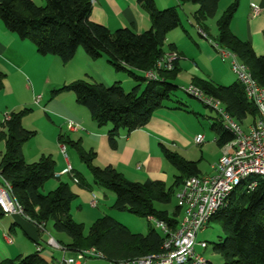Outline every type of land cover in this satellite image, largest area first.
I'll return each mask as SVG.
<instances>
[{"label":"trees","instance_id":"obj_1","mask_svg":"<svg viewBox=\"0 0 264 264\" xmlns=\"http://www.w3.org/2000/svg\"><path fill=\"white\" fill-rule=\"evenodd\" d=\"M41 1L43 5H37L33 0H0V22L20 40L33 44L42 57H57L66 65L82 49L89 60L105 58L116 72H128L134 82L128 93L120 83L105 86L94 80H77L63 88L74 95L76 103L88 112L98 127L111 126L108 131L111 149L116 148L120 130L130 133L142 128L165 101L182 90L175 84L178 61L172 71H157L155 79L143 75L155 69L156 63L165 55L163 47L167 35L181 26L176 8L160 10L154 0H136L151 22L149 30L136 34L127 28L111 32L105 26L93 23L90 20L91 0ZM189 2L198 6L193 19L206 36L204 23L215 17L220 0ZM236 9L237 2L217 20L218 35L214 43L245 65L264 89V56H257L249 43L236 38L229 29ZM4 80L5 76L0 73V91ZM191 85L204 96L219 101L239 125L249 117L254 122L257 110L246 99L238 82L229 86L213 82ZM27 111L10 113L8 120L0 121V142H4L0 178L8 185L10 198L20 206V215L38 228L50 222L54 232L65 234L71 240L68 249L81 252L94 248L109 264L159 254L166 236L153 228L145 235L135 234L110 215L97 219L87 230L83 224L76 223L71 216L75 195L68 183L59 181L55 189L43 194L44 185L56 179L55 162L46 156L34 163L25 161L23 146L34 137V132L26 130L22 124ZM216 133L221 145L233 138L221 126ZM58 140L63 145L74 146L93 183L114 194L112 209L115 212L164 222L170 231L177 229L180 216L177 205L169 214L156 208L155 204H170L171 196L184 180L199 175L195 162L163 148L164 157L178 173L172 185L167 187L162 181L137 183L128 181L111 166H96V153L85 151L79 142L64 140L62 136ZM74 178L80 187L87 186L79 173L73 174L72 181ZM243 186L241 184L231 192L210 221L216 222L221 231L212 244V253L219 256L223 264H264V179L258 180L253 190ZM5 216L0 207V220ZM0 264H43V261L37 252ZM205 264L212 263L205 259Z\"/></svg>","mask_w":264,"mask_h":264},{"label":"crops","instance_id":"obj_2","mask_svg":"<svg viewBox=\"0 0 264 264\" xmlns=\"http://www.w3.org/2000/svg\"><path fill=\"white\" fill-rule=\"evenodd\" d=\"M154 2L160 10L173 7L176 10H181L183 13L185 12V14L187 12L188 15L186 24L181 22L179 28L167 35L163 47L165 54H169L171 50H174L179 55L180 59L176 66L179 72L175 80V84L179 88L200 82H213L223 86L237 83V79L230 67V60L220 59L215 49L214 40H216L218 34L212 40L208 36V20L204 23L206 36L205 34L204 36L201 35L200 39L193 37L192 30L200 32L199 26L195 24L193 19V14L198 9L197 5L191 4L189 0H154ZM235 2H237V9L230 22L229 29L231 33L239 40L249 43L257 56H264V0H220L217 10L219 12V18ZM91 4L90 20L93 23L105 26L111 32L127 28L136 34H140L149 30L151 27L148 14L137 4L136 0H91ZM252 6L258 10V13L255 15L253 14ZM183 41H186L187 46L195 50L189 52L187 49L180 47L179 44ZM41 58H44L45 62H40L42 61L39 60ZM200 58L205 63H202ZM33 61L39 65L42 63H50L52 67L57 69H61L62 67L64 69L63 71L66 72L70 70L73 74V81L94 80L105 86L120 83L122 86L123 84L127 86V88H131L134 84L128 72L122 71L126 76L119 74V72H116L107 63L105 58H100L96 61L89 60L82 49H79L75 58L66 65L61 64V61L57 57H42L37 54L33 44L20 40L16 35L7 31L5 26L0 22V73L7 74L9 77L7 79V76H5L4 87L0 91L1 105V102L6 104L2 100V97L5 96L7 98L6 95L10 93H14L19 97V90L15 89L10 80V75L17 73L22 75L23 72L26 70L29 71V69L31 71L29 65ZM226 64L229 65V68ZM184 75H187L188 78L185 83H182L180 78ZM83 76L88 79H82L84 78ZM5 87L9 89V92H4V95L2 93ZM38 96L41 97V100L36 104L35 99ZM13 101L16 102L13 103L10 113L16 112L18 109L23 110V103H20L23 101L22 98ZM42 102V96L33 93L32 104L42 109ZM67 107H61L60 113L55 115L59 119V127H57L60 132L59 136H62L67 141L75 142L76 140L83 144L88 151L93 150L96 152L97 157L95 160L96 166H111L131 182L144 183L146 181H162L165 183L169 176L168 170L170 171L172 169H174V173L176 174L174 177L178 175L175 168L164 157L163 148L177 153L187 161L195 162L199 170V175L212 174L213 166L221 157L222 145L216 133V129L220 127L217 118L201 116L197 113L199 111H191L198 123V117L212 120L208 124L211 128V135L208 138L207 133L200 132L197 125L193 130H190V122L188 124L180 115V113L187 109L183 104H179V107H172L171 104H166L151 116V119L145 126L133 132L127 133L125 130H120L115 149H111L108 142L110 125L98 127L92 121L88 112L77 103H69ZM7 108L6 106L5 109L8 110ZM69 121L78 125L79 128L69 130L67 126ZM203 123L206 122L203 120ZM63 131L70 136H67ZM199 135L204 137V142L200 145L195 143V139ZM206 141L208 144L215 145L217 148L214 151L210 150L209 157L213 158V163L203 166L201 165V161L207 152L197 154L193 153V151L194 147L202 146ZM59 145L61 149L63 147L65 148L63 144L59 143ZM23 155L25 161L29 163L24 148ZM199 155L200 158L198 160L192 157L195 156L194 158H196ZM67 169H70V172L61 175ZM55 170L56 180H60L65 176L72 179L73 174L76 172L67 160H64L63 167L55 165ZM84 178L87 183L86 187H80L76 184L77 187L71 188L75 195V199L71 204V216L73 212L78 215L81 214L85 205L90 206L92 195L95 196L97 201V205L93 209H97L98 200H101L102 197H107V194L103 191L104 189L93 183L91 175L89 179ZM45 185L42 190L43 194L48 190L56 188L58 184L56 183L53 187L52 185H49V187ZM1 187H3V183L0 178ZM111 211H113L112 206L109 208V211H102L94 219H99L105 215L113 216ZM113 217L116 220L120 218L119 216ZM147 220L154 222L150 218ZM48 224L51 223H46L42 229L38 228L20 214L6 215L1 219L0 263L37 253V247H39L40 251H38V254L43 264H57L61 260L70 258L80 264H109L104 259L83 258L79 252L68 249L67 245L70 244L71 240L65 234L54 232L52 224L50 226L51 230H49ZM49 238L56 240L60 244L61 249L56 250L48 246L47 241ZM205 250L196 247V252L202 257Z\"/></svg>","mask_w":264,"mask_h":264},{"label":"built area","instance_id":"obj_3","mask_svg":"<svg viewBox=\"0 0 264 264\" xmlns=\"http://www.w3.org/2000/svg\"><path fill=\"white\" fill-rule=\"evenodd\" d=\"M253 14L258 10L252 6ZM204 36L203 33H201ZM222 60L229 59L230 67L237 82L243 88L246 99L252 103L257 115L254 122L243 129L225 111L223 105L211 98L204 96L197 88L190 85L182 90L194 96L207 108L215 111L216 118L224 131L232 135V140L221 148V157L213 166L210 175L191 176L184 180L175 192L176 205L180 210L178 226L175 231H170L164 222L154 221L156 227L165 235V240L159 254L145 256L138 260L121 262L119 264H205V259L196 252V247L207 249L206 242H198V233L204 231L213 216L224 205L227 197L239 185L244 184L247 190H253L258 180L264 179V89L253 79L248 68L243 65L230 52L220 49L215 45ZM179 55L175 52L165 54L155 66V69L144 73L147 79H155L157 71H172L179 61ZM41 97L35 99L38 104ZM9 114L3 116L8 120ZM69 130H76L78 125L68 122ZM204 137L199 135L195 139L196 144H202ZM64 150V147L62 148ZM70 169L61 173L67 174ZM73 182L77 184L74 178ZM0 188V207L5 215L21 214L20 206L9 195V187L6 183ZM97 201L92 195L90 206L95 208ZM43 228V227H39ZM47 245L60 250L61 247L49 238ZM40 248L37 247V252ZM81 257L103 259V256L94 248L79 252ZM57 264H80L74 259H64Z\"/></svg>","mask_w":264,"mask_h":264},{"label":"rangeland","instance_id":"obj_4","mask_svg":"<svg viewBox=\"0 0 264 264\" xmlns=\"http://www.w3.org/2000/svg\"><path fill=\"white\" fill-rule=\"evenodd\" d=\"M37 5H43V1L41 0H33ZM179 12V17L181 19V22L186 24L187 19V12L183 13L181 10L177 9ZM219 18V12L215 15L214 18L208 20V28H209V38L212 40L216 37L218 34L216 24L217 19ZM201 31L192 30L193 37L200 39L201 37ZM186 41L181 42L180 47H183V49H187L189 52H193V48H190L185 43ZM198 52V50H197ZM221 59V58H220ZM39 60H42L40 62H45L44 58H41ZM50 60V59H47ZM200 61L203 63L204 61ZM205 63V62H204ZM62 64V63H61ZM227 65V64H226ZM63 66V65H61ZM229 68V65H227ZM31 67V71L29 69L23 72L21 75L20 73L12 74L10 75L11 82L13 83L15 89L19 90L18 96L16 94H8L6 95L7 98L4 96L2 97V100L5 101L1 102L0 104V121L3 120V116L5 114H10L12 110L11 107L13 103L17 99H23L20 103H23V110H28L26 115L22 119L23 127L26 130L34 132V137L25 143L24 145V152L26 154L27 161L29 163H34L40 159L41 156L50 157L54 162L56 166L63 167L64 166V160H67L71 163L72 168L77 173H80V175H83L86 178H90V173L88 172L85 165L82 163L79 153L76 150V148L70 144H65L64 150L61 149L58 141V136L60 135L59 129V119L56 118L55 115L57 113H60L61 107L68 108L69 103H75V97L74 95L64 90L63 88L70 83L74 82L72 80V72L69 71H63L64 69H57L55 67H52L50 63H34L31 62L29 65ZM119 74H123V76H126L125 73L122 71L119 72ZM125 74V75H124ZM4 76H7V79L9 78L7 74H3ZM77 77V76H76ZM84 77V76H83ZM187 75H184L180 78V81L182 83H185L187 79ZM82 79H88V78H82ZM131 80V79H130ZM133 81V80H132ZM122 86V85H121ZM190 86L189 84L185 87ZM226 86V85H225ZM123 89L126 93L130 92L132 90L131 88H127L123 84ZM144 87V85H142ZM6 90V91H5ZM4 92H9V89L5 87ZM33 93L36 95L42 96V109L37 108L32 104V96ZM1 94V96H3ZM5 95V94H4ZM15 97V99H14ZM65 106H64V105ZM166 104H171L172 107H179V104L185 105L187 108L182 113H180L183 120H185L188 124L190 122V130H193L195 126L199 128L200 132H205L209 136L211 135V128L208 125L211 123L210 119H201V117H198L199 123L197 122V119L194 118V115L191 111H199V115L201 116H207L209 118H215L216 119V113L215 111L205 107L202 103L188 97L186 94L182 92V90H178L175 92L169 100L164 102V106ZM8 107L6 110L5 107ZM15 110V109H14ZM17 110V109H16ZM18 111H21L18 109ZM16 111V112H18ZM204 122L206 123H203ZM252 122V118H248L243 124L241 125L243 129L246 128L248 124ZM65 134L66 132L63 131ZM67 135V134H66ZM70 136V135H67ZM85 141V140H84ZM208 141V140H207ZM207 141L202 146H196L194 147L193 153L199 154L200 152H207L206 156H204L203 160L201 161V165L207 166L209 163H213V158L209 157L210 150L214 151L217 147L212 144H208ZM75 142H77L75 140ZM80 146L85 150L88 151L87 148L83 144L80 143ZM208 150V151H207ZM4 152V142H0V159L1 155ZM96 153V152H95ZM193 159L198 160L200 158V155L196 158L195 156H192ZM97 157H95L96 160ZM94 160V164H95ZM169 168V167H168ZM171 168V167H170ZM174 169L168 170L169 176L167 181H165L166 186L170 187L174 180ZM174 173V174H173ZM64 182L68 183L69 186L73 189L74 187H77L75 183H73L72 179L68 176L62 177L60 180H50L47 182L45 186L49 185L52 187L57 183ZM55 189V188H53ZM48 190L46 193H48ZM107 197H102L101 200H98V207L97 209L91 208L89 205H85L83 207V211L81 214H77L73 212L72 219L79 224H83L85 229L87 230L97 219H94L98 214H100L102 211H109V208L114 204L115 196L113 193L109 191L103 190ZM177 189L175 190V192ZM176 206V199L175 195L171 196V202L168 205H162V204H155V207L160 210H166L169 214H172L174 207ZM113 216H119V221L122 225L127 227L129 231L135 234H143L145 235L148 232L149 228L155 229L159 234L162 235V232L156 227L154 222L148 221L144 218H137L132 215H129L127 213H117L114 210L111 211ZM94 219V220H93ZM51 224H48V229L51 230ZM44 227V225L42 226ZM149 227V228H148ZM220 226L216 222H210L207 228L198 233L197 235V241L198 242H206L207 243V249L203 252V257L207 261L211 262L212 264H223L222 260L219 256L212 253V244L215 243L218 239V236L220 235ZM53 239V238H52ZM54 240V239H53ZM59 246L60 244L54 240ZM61 247V246H60ZM84 258V257H83ZM86 258V257H85ZM93 259V258H89Z\"/></svg>","mask_w":264,"mask_h":264}]
</instances>
